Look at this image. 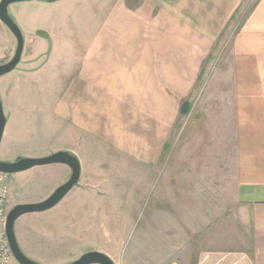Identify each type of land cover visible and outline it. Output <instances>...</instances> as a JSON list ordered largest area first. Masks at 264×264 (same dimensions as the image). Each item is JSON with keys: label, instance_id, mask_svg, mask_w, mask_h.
Wrapping results in <instances>:
<instances>
[{"label": "rangeland", "instance_id": "374dc122", "mask_svg": "<svg viewBox=\"0 0 264 264\" xmlns=\"http://www.w3.org/2000/svg\"><path fill=\"white\" fill-rule=\"evenodd\" d=\"M78 1L86 12L90 0ZM257 1L246 0L241 6L239 14L227 26L210 58L201 67L200 81L193 85L187 98H179L174 93L176 88L172 91L168 88L166 104L158 97L142 98L143 93H140L141 98H123L119 100L122 108L118 128L111 129V133L106 129L107 121L99 115V100H87L91 103L87 108L89 127L93 128L85 132L88 131L93 143L84 138L83 143H79L76 136L67 135L66 127L59 137L53 136L54 116L61 113L66 121L61 123L67 125V107L73 100L59 98L58 85L45 81L51 79L48 74L53 72L52 62L42 75L35 74L41 62H46V57L34 55L38 42L49 45V50L55 42L61 47L75 42L82 46L83 31L89 25L100 26L104 19L89 21L83 14L77 16L71 3L60 4L55 11L60 19L54 34L49 37L47 31L40 29L33 36L24 37L28 44L23 61L15 72L0 78V97L8 120L0 146V161L14 163L22 158L47 157L70 147L77 154L69 153L83 159L84 165L78 186L57 206L46 212L26 214L16 221L17 241L29 259L39 264H71L83 254L97 251L112 257L115 264H154L151 255L155 244L151 243L150 230L155 228H149L148 224L157 205L168 206L177 199L189 211H200L201 195L196 184L201 182L205 191L212 187L220 189L214 197L221 207L228 202L235 153L238 155L249 133L259 134L258 124L264 122V99L251 100L245 95L249 91L255 96L264 93V67L252 73L248 81L243 77L239 81L232 68L231 53L232 39ZM130 2L132 0L128 5ZM14 6L8 9L9 16L21 29V22H26L27 18L20 17L18 22L12 13ZM39 16L44 22L43 15ZM108 21V26L125 29L133 26L132 20L126 17ZM4 30L0 27L1 64L9 63L17 48L15 37L12 35L9 40ZM122 38L125 45L130 44L131 35L124 34ZM127 49L121 53L120 60L126 59L124 53L130 54L131 59L129 46ZM59 53L62 59L66 56L63 50ZM142 86L140 84L141 89ZM185 100L189 104L188 113L177 118L166 146L157 147L161 150L160 156L155 154L158 161L150 171L147 164L139 161L147 156L148 145L153 139L161 138L155 127L162 124L164 111L169 109L174 122L175 112ZM83 102V99L76 100L81 117L85 116L86 109ZM247 127L254 130L248 132ZM148 170L150 177L146 174ZM195 172L204 174L203 181L192 177ZM70 176L65 165H47L9 177L8 212L20 204L48 199ZM138 187L140 196L133 191ZM80 205L89 208L86 220ZM195 229L189 228V231Z\"/></svg>", "mask_w": 264, "mask_h": 264}, {"label": "crops", "instance_id": "0c3cea01", "mask_svg": "<svg viewBox=\"0 0 264 264\" xmlns=\"http://www.w3.org/2000/svg\"><path fill=\"white\" fill-rule=\"evenodd\" d=\"M245 2L246 0H132L131 5H128L129 0H90L86 12L78 0H31L11 5L15 7L12 13L18 22L20 17L27 18L26 22H21L24 37L33 36L40 29L47 31L49 37L54 34V27L59 24L60 19V14L55 11L60 4L71 3L77 16L83 14L89 21L104 19L100 26L89 25L83 31L82 46L75 42L61 47L55 42L49 50L50 46L45 43L36 44L34 56H44L46 62H41V67L35 74L42 75L52 62L53 72L48 74L51 79L45 81L58 85L59 98L73 100L67 107V125L61 123L66 122L61 113L53 115V136L59 137L66 127L67 135L71 138L76 136L79 143H83V138L93 143V138L88 137L87 133L93 128L89 127L90 115L87 108L91 103L87 100H99V115L105 118L106 129L111 133V129L118 128V116L122 108L119 100L123 98H141L140 93H143L142 98L158 97L166 104L164 100L168 88L170 91L176 88L174 93L179 98H187L193 85L200 81L201 67L210 58L221 35L235 20ZM40 13L44 22L40 20ZM124 17L132 20L133 26L129 29L107 25L110 19ZM0 27L7 31L5 33L11 40L13 34L1 20ZM124 34L131 35L128 45L123 43ZM25 43L26 47L27 38ZM128 46L131 59L130 54L124 53L125 57L127 55L126 59L120 60L121 53L128 51ZM231 46L232 68L239 81L240 77L248 81L252 73H257L264 67V0H258L252 7L238 27ZM59 50L66 53V56H62L63 59ZM140 84H143L142 89ZM246 93L248 99H264V93L259 96L251 94V91ZM78 99L84 100L82 105L86 108L85 116L82 117L80 106L76 104ZM185 102L186 100L176 110L174 122L169 109L164 111L162 124L157 129L155 127V132L162 139L156 141L154 138L152 144L148 145L150 149L147 156L139 161L147 164L150 171L158 161L155 154L160 156L161 150H157V147L166 146ZM250 125L249 123L248 126ZM258 125L261 130L259 134L246 133L249 137L244 139L238 155L235 153V168L231 186L228 187L229 199L225 205L221 207L214 197L220 193L219 188L212 187L205 191L201 182L196 184L201 195L200 211H189L177 199L168 206L163 204L154 208L155 213L151 214L148 224L149 228H155L150 230V239L153 237L151 243L155 244L151 255V260H155L154 264H264V122ZM86 130L88 131L85 132ZM253 130L247 127L246 131ZM147 142L149 143L148 140ZM67 151L76 153L70 147ZM78 160L82 177L83 159L78 157ZM66 170L72 174L69 167L66 166ZM149 170L146 174L150 177ZM14 175L8 176L9 187V177ZM194 175L192 177L196 180L199 178L203 181V173L195 172ZM133 191L140 196V187ZM79 209L85 212L84 220L88 219L86 211L89 208L80 205ZM189 228L196 229L189 231ZM199 228L202 230L199 231Z\"/></svg>", "mask_w": 264, "mask_h": 264}, {"label": "water", "instance_id": "95a60500", "mask_svg": "<svg viewBox=\"0 0 264 264\" xmlns=\"http://www.w3.org/2000/svg\"><path fill=\"white\" fill-rule=\"evenodd\" d=\"M31 0H1L0 20L11 31L17 41V48L13 59L7 64L0 63V78L13 72L20 64L25 48V38L19 26L9 16L8 9L11 5L28 2ZM7 126V118L4 113L3 103L0 97V146ZM47 165H65L71 169V177L60 186L48 199L29 204H20L8 213L5 231L10 248L21 264H39L29 259L21 250L15 234L16 221L32 213H42L57 206L66 195L79 183L81 177V164L77 157L69 152L60 151L53 155L41 158H22L14 163L0 161V173L12 175L26 172L35 167ZM71 264H115L107 255L93 251L83 254Z\"/></svg>", "mask_w": 264, "mask_h": 264}, {"label": "built area", "instance_id": "2783aa9c", "mask_svg": "<svg viewBox=\"0 0 264 264\" xmlns=\"http://www.w3.org/2000/svg\"><path fill=\"white\" fill-rule=\"evenodd\" d=\"M9 202L8 175L0 173V264H21L10 248L5 231Z\"/></svg>", "mask_w": 264, "mask_h": 264}, {"label": "trees", "instance_id": "16d2710c", "mask_svg": "<svg viewBox=\"0 0 264 264\" xmlns=\"http://www.w3.org/2000/svg\"><path fill=\"white\" fill-rule=\"evenodd\" d=\"M189 108V104L188 102H185L183 105H182V111H181V115H186L188 113V109Z\"/></svg>", "mask_w": 264, "mask_h": 264}]
</instances>
